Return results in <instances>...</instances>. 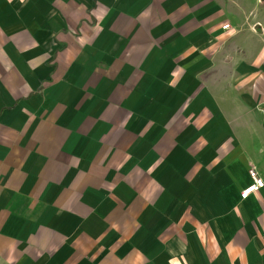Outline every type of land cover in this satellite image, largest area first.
<instances>
[{"label": "crops", "instance_id": "obj_1", "mask_svg": "<svg viewBox=\"0 0 264 264\" xmlns=\"http://www.w3.org/2000/svg\"><path fill=\"white\" fill-rule=\"evenodd\" d=\"M263 108L264 0H0V264H264Z\"/></svg>", "mask_w": 264, "mask_h": 264}, {"label": "built area", "instance_id": "obj_2", "mask_svg": "<svg viewBox=\"0 0 264 264\" xmlns=\"http://www.w3.org/2000/svg\"><path fill=\"white\" fill-rule=\"evenodd\" d=\"M230 27H231L230 23H225L223 25V28H225V29H229ZM249 173H250L251 177L254 179V184H252L250 187H248L247 189H245L242 192L243 198H246L252 191L256 190L257 188L264 186V180L261 177H259L258 172H257L255 167H252L249 170Z\"/></svg>", "mask_w": 264, "mask_h": 264}]
</instances>
